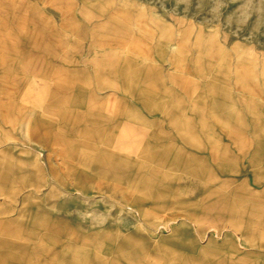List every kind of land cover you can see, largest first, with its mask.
<instances>
[{"label":"rangeland","instance_id":"obj_1","mask_svg":"<svg viewBox=\"0 0 264 264\" xmlns=\"http://www.w3.org/2000/svg\"><path fill=\"white\" fill-rule=\"evenodd\" d=\"M117 92L181 163L136 125L96 164ZM0 264H264V0H0Z\"/></svg>","mask_w":264,"mask_h":264},{"label":"crops","instance_id":"obj_2","mask_svg":"<svg viewBox=\"0 0 264 264\" xmlns=\"http://www.w3.org/2000/svg\"><path fill=\"white\" fill-rule=\"evenodd\" d=\"M115 109L109 116H104L102 113L95 111L93 119L90 118L87 121L90 130L89 145H94V157L96 164L100 168H117L115 163L119 161H128V154L120 153L116 146H129L134 145V133L136 125L143 127V140L142 145L151 147L155 145H165L166 150L164 162L167 163H181L183 160L182 154L177 151V145L180 143L177 140L176 129L174 126L168 123V118L143 111L138 115L137 122L135 120V114L130 112L129 106L135 104L134 99L128 95L116 94L114 99ZM126 106V107H125ZM133 109V108H131ZM69 110L66 107H60L55 120L52 119L54 129L47 140V150L39 148L29 147V151L32 155H35L39 159L41 154L45 153L46 159H49L51 153H60L64 150L65 144L68 143V128L69 119L66 113ZM86 127V126H85ZM164 133V137L159 136L158 133ZM93 140V142H92ZM35 146V145H34ZM179 153V154H178ZM192 151L190 152V154ZM49 155V156H48ZM51 157V156H50ZM194 158L191 155V160ZM63 161L64 158H62ZM190 160V161H191ZM196 160V159H195ZM103 161L109 164H103ZM193 162V161H191ZM165 168H181L182 165H167Z\"/></svg>","mask_w":264,"mask_h":264}]
</instances>
